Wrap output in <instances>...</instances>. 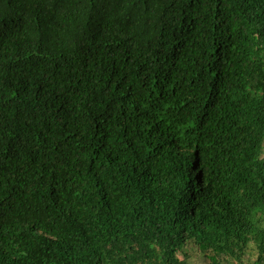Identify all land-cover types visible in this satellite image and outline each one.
Listing matches in <instances>:
<instances>
[{
	"label": "trees",
	"instance_id": "16d2710c",
	"mask_svg": "<svg viewBox=\"0 0 264 264\" xmlns=\"http://www.w3.org/2000/svg\"><path fill=\"white\" fill-rule=\"evenodd\" d=\"M0 264H264V0H0Z\"/></svg>",
	"mask_w": 264,
	"mask_h": 264
}]
</instances>
